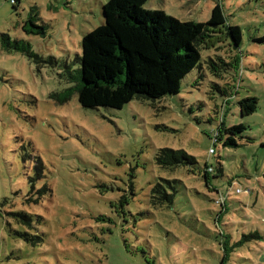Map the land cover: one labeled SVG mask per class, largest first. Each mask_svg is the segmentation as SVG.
<instances>
[{
    "label": "rangeland",
    "instance_id": "obj_1",
    "mask_svg": "<svg viewBox=\"0 0 264 264\" xmlns=\"http://www.w3.org/2000/svg\"><path fill=\"white\" fill-rule=\"evenodd\" d=\"M106 1L0 0V264H264V0H218L241 42L225 28L204 36L201 66L176 94L121 108L83 107L75 91L59 102L52 94L77 83L81 38L103 22ZM214 2L144 7L206 21ZM35 13L44 36L21 30ZM3 33L57 62L4 48ZM246 96L258 107L241 116ZM222 119L245 125L239 146L216 139ZM162 147L195 163L161 167ZM156 182L175 187L171 204L151 203Z\"/></svg>",
    "mask_w": 264,
    "mask_h": 264
},
{
    "label": "trees",
    "instance_id": "obj_2",
    "mask_svg": "<svg viewBox=\"0 0 264 264\" xmlns=\"http://www.w3.org/2000/svg\"><path fill=\"white\" fill-rule=\"evenodd\" d=\"M18 1L9 0L12 6ZM146 1L107 0L102 4L103 22L81 38L77 83L52 94L57 101H66L74 91L78 103L90 108H121L133 98L155 101L178 93L186 74L201 66L200 41L204 36L210 37L211 31L225 28L233 46L238 47L241 42V29L238 25L226 23L218 0H215L206 21L180 20L162 9L145 8ZM34 18L36 13L22 22L21 30L26 34L44 36L45 26L37 24ZM1 43L6 49L13 43L15 49L36 61L57 62L52 55L42 58L24 40H10L6 33L1 35ZM69 74L70 79H74ZM237 103L241 116L253 113L258 107L256 96L240 98ZM244 129L242 123L225 126L222 119L215 131L216 139L223 146H239L238 137H242ZM155 162L161 167H191L195 157L184 149L162 147L155 154ZM188 171L195 173L192 168ZM210 172L219 175L221 164L215 168L206 165L203 171L206 182ZM166 181L170 185L171 181ZM171 187L169 192L161 182H156L150 191L151 203L171 204L176 190ZM221 197L217 203L223 205L225 198ZM16 215L24 224H29L30 218L25 213ZM36 238L40 239L39 236Z\"/></svg>",
    "mask_w": 264,
    "mask_h": 264
},
{
    "label": "built area",
    "instance_id": "obj_3",
    "mask_svg": "<svg viewBox=\"0 0 264 264\" xmlns=\"http://www.w3.org/2000/svg\"><path fill=\"white\" fill-rule=\"evenodd\" d=\"M10 1H13V0H10ZM212 151V149H210V152ZM238 190V189H237Z\"/></svg>",
    "mask_w": 264,
    "mask_h": 264
}]
</instances>
